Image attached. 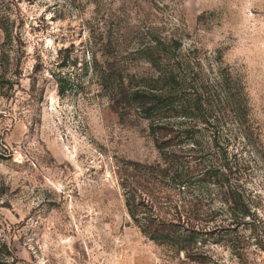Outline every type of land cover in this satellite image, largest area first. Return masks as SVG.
<instances>
[{"label":"rangeland","instance_id":"rangeland-1","mask_svg":"<svg viewBox=\"0 0 264 264\" xmlns=\"http://www.w3.org/2000/svg\"><path fill=\"white\" fill-rule=\"evenodd\" d=\"M3 14L0 242L18 264H264V0H0ZM151 27L221 54L246 93L244 118L221 135L241 156L251 215L229 230L197 222L180 252L146 238L125 208L128 162L157 159L147 121L119 118L84 73L92 53L103 62L106 44ZM191 189L180 200L204 212L206 189Z\"/></svg>","mask_w":264,"mask_h":264},{"label":"trees","instance_id":"trees-1","mask_svg":"<svg viewBox=\"0 0 264 264\" xmlns=\"http://www.w3.org/2000/svg\"><path fill=\"white\" fill-rule=\"evenodd\" d=\"M6 20V14L0 16V28L10 39ZM120 38L106 44L103 62L92 53L84 73L91 70L119 118L133 115L147 121L157 151L152 163L128 162L122 187L129 219L150 241L179 252L187 249L182 242H197V222L214 230L243 225L251 215V191L237 175L241 156L221 135L229 121L240 124L246 114L240 76L224 65L221 54L184 48L174 34L160 35L152 27L143 35ZM133 62L143 63L146 72L132 70ZM57 80L64 94V77ZM200 184L210 205L204 212L180 200ZM170 197L181 203L163 200ZM19 262L7 242H0V264Z\"/></svg>","mask_w":264,"mask_h":264}]
</instances>
